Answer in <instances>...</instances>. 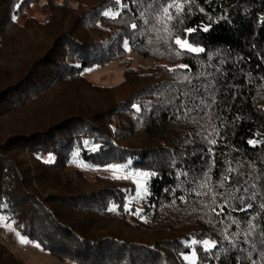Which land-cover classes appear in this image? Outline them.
<instances>
[{
	"label": "trees",
	"instance_id": "1",
	"mask_svg": "<svg viewBox=\"0 0 264 264\" xmlns=\"http://www.w3.org/2000/svg\"><path fill=\"white\" fill-rule=\"evenodd\" d=\"M35 1L0 0V115L43 112L0 144V213L60 260L188 264L209 238L195 264H264V0H46L18 24ZM124 41L180 65L132 67ZM112 60L117 85L81 73ZM129 158L153 171L137 200L128 176L85 175ZM0 264L22 261L0 242Z\"/></svg>",
	"mask_w": 264,
	"mask_h": 264
},
{
	"label": "rangeland",
	"instance_id": "2",
	"mask_svg": "<svg viewBox=\"0 0 264 264\" xmlns=\"http://www.w3.org/2000/svg\"><path fill=\"white\" fill-rule=\"evenodd\" d=\"M46 0H36L28 8L23 11V14H15L13 18L18 24H23L27 16L34 17L37 21H43L47 18V12L42 9V4ZM62 1V0H58ZM106 13H110L106 11ZM51 30V29H50ZM51 34V31H48ZM30 33L40 34L37 30H31ZM182 42H185V46L182 48L197 52L202 49L201 46H193L186 42L183 39H180ZM124 48L126 51V56L131 59V66H153L156 64L165 65L169 68L180 65L179 62H170L167 60H157L153 57L142 56L137 51H134L130 48L126 41H124ZM181 46V45H180ZM36 44L32 43L27 47L25 51L26 55L31 54V50H34ZM125 66L120 64L118 60H112L105 63L99 64H90L84 66L81 69V73L86 77V79L92 83L101 86H114L119 84L124 77ZM84 91V90H83ZM95 96L101 98V94H95ZM36 104V103H34ZM38 106L22 107L23 109L15 110L10 113H2L0 115V144L7 145L10 150L14 149L15 146L12 144L6 143V138L10 136L12 132L20 130L23 125L28 123V121L37 117V115L42 114ZM29 108V109H28ZM264 109V103L262 104ZM0 108V113L2 112ZM28 128H31L28 126ZM27 129V128H26ZM15 152L9 153L21 163L22 168L33 169L34 164L30 160L27 151H23L17 147L14 150ZM54 158L52 152H47L42 155V161L50 162ZM132 159L129 158L127 161L119 165H114L111 167L104 168H94L86 169L85 175L89 178H93L95 172H101L103 174H108L111 176H124L130 177L135 183V193L134 200L142 198L147 192L146 182L152 176L153 171L150 168H140L131 164ZM32 177V176H30ZM49 189V188H48ZM50 190V189H49ZM44 193H53V191H46ZM41 195H44L41 193ZM22 240L27 241L26 243L21 242ZM207 241V244H205ZM0 242L8 246L13 254L19 257L22 261V264H82L71 259L60 260L57 257L49 254L44 251L36 242L31 241L26 235H23L20 230L15 227L12 220L6 219V216L0 213ZM186 244L189 246V251L181 253V258L188 264H195L197 261V250L195 245H200L202 250H209L214 247L215 241L209 238L196 239L190 238L186 241Z\"/></svg>",
	"mask_w": 264,
	"mask_h": 264
},
{
	"label": "snow or ice",
	"instance_id": "3",
	"mask_svg": "<svg viewBox=\"0 0 264 264\" xmlns=\"http://www.w3.org/2000/svg\"><path fill=\"white\" fill-rule=\"evenodd\" d=\"M169 7H177V8H179V5H169ZM164 14L166 16H168L169 19H171V16L168 14V8H165L164 9ZM106 15H107V13H106ZM133 27H135V25H133ZM205 31H207V29H205ZM176 43L178 45H181V47H184L185 46V42H182L180 39H177L176 40ZM134 214H138V213H134ZM21 242L26 243L27 241L22 240ZM205 244H207V241H205Z\"/></svg>",
	"mask_w": 264,
	"mask_h": 264
}]
</instances>
